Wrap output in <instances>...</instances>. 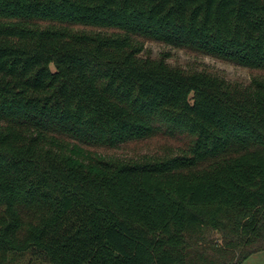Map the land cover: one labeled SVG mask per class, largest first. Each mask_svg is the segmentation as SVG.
<instances>
[{"label": "trees", "instance_id": "1", "mask_svg": "<svg viewBox=\"0 0 264 264\" xmlns=\"http://www.w3.org/2000/svg\"><path fill=\"white\" fill-rule=\"evenodd\" d=\"M150 41L262 73L243 85L185 69ZM158 125L191 145L136 158L89 148ZM259 252L264 0H0V264H244Z\"/></svg>", "mask_w": 264, "mask_h": 264}, {"label": "rangeland", "instance_id": "2", "mask_svg": "<svg viewBox=\"0 0 264 264\" xmlns=\"http://www.w3.org/2000/svg\"><path fill=\"white\" fill-rule=\"evenodd\" d=\"M147 52L153 57H159L163 53H169L171 56L169 62L175 66H181L185 69L199 68L205 69L212 73L221 75L232 82H238L243 85H249L254 76L262 72L252 70L248 67L238 65L230 60L217 58L207 54L194 52L182 48L168 46L160 42H147ZM193 136L187 132L169 131L163 125L157 127L155 134L152 137L141 140H133L123 144L119 148H107L100 146H89L90 149L107 154L116 155L122 158L162 156L167 153L178 154L183 150L188 149L191 145ZM215 239L220 236L217 233L212 235ZM19 264H50L43 257H36L30 253L25 254ZM244 264H264V252H259L251 255Z\"/></svg>", "mask_w": 264, "mask_h": 264}]
</instances>
